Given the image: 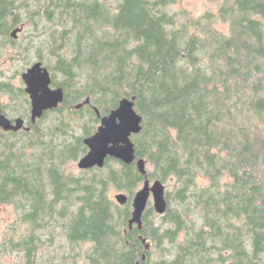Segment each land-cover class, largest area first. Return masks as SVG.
<instances>
[{
	"label": "trees",
	"instance_id": "trees-1",
	"mask_svg": "<svg viewBox=\"0 0 264 264\" xmlns=\"http://www.w3.org/2000/svg\"><path fill=\"white\" fill-rule=\"evenodd\" d=\"M35 1L0 0V22L13 45L10 32L31 23L19 53L33 49L65 99L30 131L0 139V203L24 226L16 239L13 225L7 245L21 263L264 264V0H217L227 33L212 12L180 20L178 0ZM0 91L12 100L0 108L9 115L18 103L31 124L24 88ZM124 97H136L143 116L137 158L171 187L166 213L149 204L142 228L129 226L145 180L136 162L108 158L82 175L67 168L87 152L95 108L107 115ZM113 186L127 204L110 197Z\"/></svg>",
	"mask_w": 264,
	"mask_h": 264
},
{
	"label": "water",
	"instance_id": "water-1",
	"mask_svg": "<svg viewBox=\"0 0 264 264\" xmlns=\"http://www.w3.org/2000/svg\"><path fill=\"white\" fill-rule=\"evenodd\" d=\"M22 28H17L12 32L16 38ZM26 84L25 92L30 95L32 101L31 121L34 124L38 118L44 115V112L57 108L64 101V90L51 88V73L47 67H43L42 62L33 64L22 74ZM136 97H124L120 100L117 108L109 114L102 116L99 109L95 108L101 118V124L97 131L84 138V144L87 146V152L79 158L78 166L83 170L93 168H103L108 158H115L125 164L137 163L139 171L144 175L143 186L140 187L132 198V217L129 220L130 228L137 225L143 226V215L152 201V207L157 214L163 215L168 209L167 187L159 179L151 180L148 177L146 161L143 158H137L135 143L132 135L138 134L143 126V116L135 108ZM86 100L78 105L89 104ZM25 127V120L21 117L13 122L0 109V137L3 131H19ZM28 129V128H27ZM115 199L119 205H125L129 201V196L124 192L116 194ZM146 244L145 248L150 249L151 244L143 238ZM146 255L143 256V259Z\"/></svg>",
	"mask_w": 264,
	"mask_h": 264
},
{
	"label": "rangeland",
	"instance_id": "rangeland-1",
	"mask_svg": "<svg viewBox=\"0 0 264 264\" xmlns=\"http://www.w3.org/2000/svg\"><path fill=\"white\" fill-rule=\"evenodd\" d=\"M29 1L30 3H32L33 7H35V5L37 6L38 4V2L35 0H29ZM109 1L114 3L113 0H109ZM219 7H220V2L217 0H178L177 3L172 6V11L178 13L180 15V20L182 21L186 19L187 20L199 19L205 13L212 12L215 15H217V19H216L217 22L215 24L216 28L227 33L229 27L226 22H224L222 19L219 18L218 16ZM26 14L27 13H24V15H22L23 19L27 17ZM23 22L24 24L26 23L25 29L21 33H19V35L16 37L17 44L13 45L11 43H8L7 47L1 49L0 51V82L6 81L10 83L14 88L23 87L25 90L26 84L22 78V74L25 71H27L28 68H30L33 64H35L39 59L35 56L33 49L29 52V55L26 58L24 57L27 54H24L23 56L22 54L19 53L20 50H18V48L21 46L22 43L27 41V39L33 33L31 23L28 22L27 20ZM191 29L194 30V28ZM197 30L198 29H196V31ZM10 102H12L11 94L0 91V103L3 105H9L11 104ZM15 107H16L15 112H12V110L8 109L9 115L14 118L20 116L19 114L22 113L23 111L21 109L22 106L19 105L18 103L16 104ZM67 116L70 117V115ZM75 124H76L75 133L79 135L81 133V127H80L81 124L79 123V121ZM100 124H101V119L100 122L97 124L96 131ZM78 161L79 159L77 161L69 162L67 168L69 172H72L76 175H82L84 174L85 170L79 168ZM142 186L143 184L141 185V187ZM171 186H173V184H171ZM166 187L167 190L171 188L169 185H166ZM119 192L126 193L124 190H118L114 186L111 187L109 192L110 197L116 201L115 196ZM18 219H19V214L16 212L13 206L0 203V239L5 234L4 232L8 230L9 225L15 224L14 222L17 221ZM156 222L159 223L160 218H157ZM56 243L60 244L59 238L56 239ZM85 246H89V243H85L84 247ZM158 257L159 255L155 254L154 258H158ZM59 260L60 259H58L57 261ZM14 261H15L14 255H9L8 257H5L6 264H11ZM78 264H82L81 261H79Z\"/></svg>",
	"mask_w": 264,
	"mask_h": 264
},
{
	"label": "flooded vegetation",
	"instance_id": "flooded-vegetation-1",
	"mask_svg": "<svg viewBox=\"0 0 264 264\" xmlns=\"http://www.w3.org/2000/svg\"><path fill=\"white\" fill-rule=\"evenodd\" d=\"M3 22H0V50L1 49H3V48H5V47H7V34H6V32H5V30H3ZM26 24V23H25ZM25 24L24 23H21L20 25H18V26H16L11 32H10V37H11V39H13V41H17L16 40V38H14L13 36H12V32L15 30V29H17V28H22V30L19 32V33H21L24 29H25ZM19 33H18V35H19ZM37 62H42V65H43V67H47L45 64H44V62L43 61H40V60H38ZM36 62V63H37ZM48 69H49V67H47ZM49 71H50V73H51V79H52V82H51V88L53 89V90H55V89H58V88H62L60 85H59V83L57 84V82L55 81V78H54V75H53V73H52V71L49 69ZM1 83H6V81H1L0 82V84ZM27 95H28V98H29V105H28V108H29V110H30V121H31V110H32V101H31V98H30V95L27 93ZM64 99H65V93H64ZM1 104V103H0ZM64 104V101L62 102V103H60L59 104V106L58 107H60L61 105H63ZM2 106H3V104H1ZM57 107V108H58ZM57 108H54V109H57ZM0 109H2V108H0ZM54 109H50V110H54ZM3 110V109H2ZM50 110H47V111H50ZM47 111H45L44 112V114L47 112ZM4 112V111H3ZM5 113V112H4ZM6 114V113H5ZM7 115V114H6ZM13 122H15V120H16V118H19V117H21V118H23L24 120H25V127L26 128H23V129H21V130H25V131H30L32 128H31V126L33 125V123H32V121H31V124H29V120L27 119V118H24V117H22L21 115L20 116H18V117H16V118H14V117H12V116H10V115H7ZM44 116V115H43ZM42 116V117H43ZM41 117V118H42ZM38 119H40V118H38ZM37 119V120H38ZM101 119V118H100ZM28 128V129H27ZM20 131V130H19ZM7 132H10V131H3L2 130V132H1V137H0V139L2 138V136L5 134V133H7ZM14 223H18V224H20L18 227H20V228H22V230H20L21 232H20V235L19 234H15L14 236H16V239H18V238H21V234H24V226H23V223H21V222H18V220L17 221H15ZM14 224H11V225H9V227H8V230H6V232H4L5 234L3 235V237L0 239V264H6V262H5V257H8L9 255H14V257H15V261L13 262V263H11V264H22L21 263V260H22V255L19 253V251H18V249H10L9 247H8V241L11 239V235L14 233V231H15V229H14V226H13Z\"/></svg>",
	"mask_w": 264,
	"mask_h": 264
}]
</instances>
